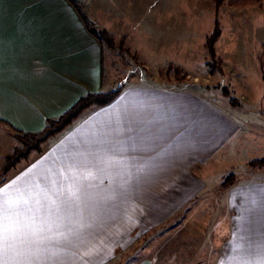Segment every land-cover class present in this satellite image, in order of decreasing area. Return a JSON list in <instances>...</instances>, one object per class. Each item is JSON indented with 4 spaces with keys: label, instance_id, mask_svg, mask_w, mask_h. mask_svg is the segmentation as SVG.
I'll return each mask as SVG.
<instances>
[{
    "label": "crops",
    "instance_id": "0c3cea01",
    "mask_svg": "<svg viewBox=\"0 0 264 264\" xmlns=\"http://www.w3.org/2000/svg\"><path fill=\"white\" fill-rule=\"evenodd\" d=\"M74 1L97 27L116 40L126 36L131 47L139 19L121 12L123 0ZM164 21L160 25L158 20L157 30H164ZM105 66V50L69 0H0L4 134L14 138L16 132H40L48 119L60 117L85 95L108 92L112 85ZM240 120L190 90L124 86L112 103L87 110L0 185L6 199L20 202L19 223L13 225L18 240L8 253L9 264L115 261L140 236L203 203L201 196L219 175L215 172L228 168L226 174L235 181L221 183L220 199L207 200L194 218L205 235L209 223L213 226V235L204 236L211 244L208 263L261 264L264 167L238 178L241 173L233 172L237 165L219 164L235 147ZM31 239L39 242L27 243ZM201 243L200 250L208 244ZM198 255L190 251L185 260L168 264H202Z\"/></svg>",
    "mask_w": 264,
    "mask_h": 264
},
{
    "label": "rangeland",
    "instance_id": "374dc122",
    "mask_svg": "<svg viewBox=\"0 0 264 264\" xmlns=\"http://www.w3.org/2000/svg\"><path fill=\"white\" fill-rule=\"evenodd\" d=\"M122 3H125V9L121 12L132 15L135 22L139 19L140 31L133 32L131 47H128L126 36L116 40L105 30L113 35L117 47L105 50V77L112 85L109 91L134 83L205 95L241 119L242 129L235 147L225 159L219 160V164L237 165L233 172L241 173L238 178L250 176L264 167V164H252L264 160V1L261 6H235L225 2L220 8L218 20L222 34L214 48L222 70L214 73L207 65L209 53L206 47L217 18L213 0H123ZM93 10L97 15L95 6ZM116 12L119 10L115 9ZM163 18L165 28L163 30L161 26L159 31L157 28L162 25ZM171 65L181 70L178 76L170 69ZM224 87L230 97L223 92ZM231 97L238 103L232 104ZM14 138L0 131V185L14 174L13 169L3 175L6 157L19 146ZM228 169L215 172L219 175L212 190L201 196L203 203L188 207L161 228L140 236L133 246L121 251L117 259L108 264H137L143 260L168 264L172 259L185 260L190 251L200 252L197 259L202 264L208 263L211 244L204 236L213 235L209 232L213 226L209 223L205 235L197 230L194 218L198 220L200 213L197 211L205 207L207 200L220 199L218 188L230 176L226 173L232 168ZM209 220L216 219L210 216ZM198 242L208 244L200 250Z\"/></svg>",
    "mask_w": 264,
    "mask_h": 264
},
{
    "label": "trees",
    "instance_id": "16d2710c",
    "mask_svg": "<svg viewBox=\"0 0 264 264\" xmlns=\"http://www.w3.org/2000/svg\"><path fill=\"white\" fill-rule=\"evenodd\" d=\"M72 5L75 7L79 15L84 19L87 31L91 36H93L100 43L102 50H115L116 44L113 35L108 33L105 30H99L96 26L89 21L88 17L85 15L83 11L82 5L75 2L74 0H69ZM264 0H213L215 10H216V21L214 31L207 38L206 47L209 53V60L207 65L210 67L211 73L216 71H221L220 62L216 60V52L214 45L218 41L221 36V24L218 20V12L220 8L228 2L231 5H262ZM120 48V47H119ZM124 50V49H123ZM127 51V50H126ZM128 52V51H127ZM172 65L170 67L171 70H174L177 76L181 73V70L178 67H174L172 69ZM122 87H119L113 91L108 92H99L87 94L81 99L77 101V103L61 115L55 119H48L46 121V125L44 129L37 133H23L16 132L15 138L19 143V146L16 147L10 155L6 157V163L4 165V173L3 175H7L11 170L15 169L20 163L23 161H28L33 154H39L43 150V145L52 137H55L67 127L72 125L76 120H78L87 110L92 108H100L109 105L112 103L121 93ZM223 92L226 96L230 97V93L227 88H223ZM232 104H237L238 101L234 97L230 98ZM252 164L262 165L264 164V160L253 162ZM235 181L234 175H230L226 177L223 182V186H229Z\"/></svg>",
    "mask_w": 264,
    "mask_h": 264
},
{
    "label": "snow or ice",
    "instance_id": "6c2138e0",
    "mask_svg": "<svg viewBox=\"0 0 264 264\" xmlns=\"http://www.w3.org/2000/svg\"><path fill=\"white\" fill-rule=\"evenodd\" d=\"M57 195H61L59 191L56 192ZM24 204L28 201L24 200ZM39 203V201H37ZM55 203V201H53ZM19 201H10L5 198L3 193H0V264H9L10 257L8 253L14 251L16 247V242L18 240L17 230L13 226L19 223L20 212ZM31 211V209H29ZM39 241L36 239L28 240L27 243L35 244ZM264 264V261L261 262Z\"/></svg>",
    "mask_w": 264,
    "mask_h": 264
}]
</instances>
